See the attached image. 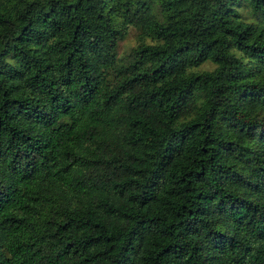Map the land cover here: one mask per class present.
I'll return each mask as SVG.
<instances>
[{"label":"trees","instance_id":"1","mask_svg":"<svg viewBox=\"0 0 264 264\" xmlns=\"http://www.w3.org/2000/svg\"><path fill=\"white\" fill-rule=\"evenodd\" d=\"M0 264H264V0H0Z\"/></svg>","mask_w":264,"mask_h":264},{"label":"rangeland","instance_id":"2","mask_svg":"<svg viewBox=\"0 0 264 264\" xmlns=\"http://www.w3.org/2000/svg\"><path fill=\"white\" fill-rule=\"evenodd\" d=\"M133 44V36L129 32L126 37L120 40L117 44V56H123L126 51H128L129 47ZM212 64L209 62H203L198 66L199 69H210Z\"/></svg>","mask_w":264,"mask_h":264}]
</instances>
